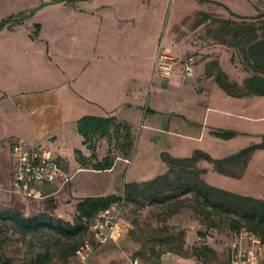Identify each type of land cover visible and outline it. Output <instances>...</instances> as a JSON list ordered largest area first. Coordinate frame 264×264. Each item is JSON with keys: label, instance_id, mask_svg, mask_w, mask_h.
I'll list each match as a JSON object with an SVG mask.
<instances>
[{"label": "crops", "instance_id": "0c3cea01", "mask_svg": "<svg viewBox=\"0 0 264 264\" xmlns=\"http://www.w3.org/2000/svg\"><path fill=\"white\" fill-rule=\"evenodd\" d=\"M23 1L26 0L11 2ZM129 4L121 0H36L0 17V21L11 19L0 31L3 203L15 205L28 216L47 212L75 222L77 204L83 198L117 195L118 191L111 192L110 174L115 175L114 184L119 186L121 170L131 169V162L141 166L148 163L150 168L166 171L169 164L164 154L184 158L203 151L215 159H225L263 142L242 147L238 139L250 130L248 123L256 126L264 120L259 111L249 113L246 102L264 95H229L214 74L201 78L198 64L190 84L185 83L188 78L180 66H175L169 77L157 71L160 47L166 44L161 34L163 27L155 28V34H134L139 21ZM139 4L146 6L148 14L153 13L152 6H162L160 0H139ZM163 5L166 15L167 2ZM112 10L113 18L107 16ZM32 11L38 22L26 29ZM73 18L85 24L82 34L69 24ZM115 22L120 27L116 30ZM22 29L28 34H18ZM217 95L221 98L218 105ZM228 102L242 104L230 109L226 107ZM85 117L90 118L81 124ZM227 129L240 134L226 139L214 133ZM138 130L141 139L136 150ZM16 139L53 150L57 161L72 176L71 181L62 187L42 185V197L16 191L11 174L12 145ZM229 143L237 144V149H225ZM263 150L256 149L250 160ZM230 164L228 172H221L208 160L200 161L198 166L208 170L206 181L211 175L220 180H236L229 171ZM248 168L245 176L258 178V166L251 162ZM191 226L187 246L201 238L195 225ZM123 228L121 235L94 253L89 264L140 263V257L122 246L129 231L124 218ZM195 261V257L175 252L161 256L164 264Z\"/></svg>", "mask_w": 264, "mask_h": 264}, {"label": "rangeland", "instance_id": "374dc122", "mask_svg": "<svg viewBox=\"0 0 264 264\" xmlns=\"http://www.w3.org/2000/svg\"><path fill=\"white\" fill-rule=\"evenodd\" d=\"M11 1L4 0V2H1L0 17L18 9L22 10L31 5V3L36 2V0H26L17 4ZM160 1L162 6L157 9L152 6L151 10H153V13L148 14L146 6L139 4V0H121L125 4L130 2L129 5L132 4L130 10L136 11L138 16L137 21L139 23L135 24L134 34H155V30L159 26L163 27L161 34H163L166 44L165 46L161 45L160 52L166 51L169 56V59L164 63L168 65L175 62L174 68L175 66L183 68L185 60L193 56L196 60V67L198 64V67L202 68L200 70L201 78L207 77L210 73L217 75L224 72L228 75L230 81L236 82L241 86L245 84L249 76L255 73L252 65L247 63L245 55L237 45L236 42L239 38H236L235 34L241 33V27H245V23L254 24L256 33L264 34V18H256L260 12L264 11V0ZM165 2H167L166 15L163 5ZM117 9L120 10L121 6ZM113 11L115 10L108 12L107 16L115 17V12ZM34 13L32 11L30 16L32 17ZM237 15L245 16V18L237 17ZM220 19L230 20V22L220 21ZM69 21L72 29L77 31V34L83 33L85 24L81 23L79 18L69 19ZM36 22H38L36 17L28 19L26 29ZM113 25L114 30L120 28L119 22H115ZM132 28L134 27L132 26ZM26 29H22L18 34H28ZM158 70L162 72L157 62ZM184 81L186 84L191 83L189 78ZM220 101L221 98L217 95L215 103L218 105ZM246 102L250 104H247L250 110L249 113H254V111L258 113L259 111L264 114V96L254 97V99L251 98ZM241 104L228 102L226 107L236 109ZM248 124L247 127L249 126L250 130H254H248L246 133L241 134L238 140L240 141L239 145H242V147L252 142H261L264 139V120L257 123L256 126ZM247 127L245 129H248ZM140 139L141 130H138L136 133V150L139 147ZM229 144L225 146V149L228 146L231 149H237L238 147L237 144ZM151 155L153 156L154 154L152 153ZM250 157L247 159L241 158L228 167L230 173L236 177V180L227 179L225 181L211 175L207 181L215 183L219 187L226 186L225 188L241 194L264 199V150L254 157V161H251ZM251 162L254 166H258L256 171L258 178L256 177V179L245 176L247 171V174H249L248 164L250 165ZM133 164L132 162L129 164L131 169L124 168V170H121L119 186L114 184L115 175L113 177L110 174L111 178H113L110 189L111 192L118 191L117 196L125 192V184L127 182L136 181L141 183L151 180L170 169V166L166 171L161 170L158 166V168H150L148 163L142 166L138 163ZM176 170V173L182 175L183 179L188 176L196 180V176L192 174L193 167L182 165L176 167ZM176 173H172V178L176 177ZM206 177L207 174L204 173L203 178ZM181 198H185L187 201L185 206L181 207L178 212L180 214H178L177 218H175L176 213L169 214L167 209L163 207L157 208L149 204L147 196L144 195L137 196V201L128 202L124 219L128 224L129 231L123 239L122 246L125 250L129 249L134 256L140 257L139 264H164L161 262V257L158 258L159 253L162 251L174 248L186 255L189 253L186 247L195 248L204 242L214 245L217 249L216 253L209 255L207 258L208 262L203 263L197 260L194 263L184 262L183 264H234L235 260H239L235 258L238 250L243 254L241 261L247 260L250 252L253 251L258 257L256 260L251 261V264H264V248L262 246L264 243L258 242L260 240L258 236L247 232V230L241 234H236L226 223H223L220 227L208 229L207 221L203 222L200 214L193 209L192 204H196L197 200L191 194H186ZM0 199L1 209L10 206L3 203L2 198ZM12 206L14 207L15 205ZM164 220L167 223H164ZM0 224L5 229V232L0 234V260L2 261L11 259L14 264H32L37 258L42 256L44 258L39 261V264H89L94 257L93 254L87 263H83L78 254L69 252L68 244L70 240L52 230L47 229L40 233L24 235L19 227L14 226L11 222L2 221ZM165 224L167 227L164 228ZM191 225H195V229L207 233L208 236H202L199 241L187 246L189 234L187 230L193 228ZM183 229L184 232L186 230V234L182 233ZM171 234H174V237H170L169 235ZM47 253L50 254V258H46Z\"/></svg>", "mask_w": 264, "mask_h": 264}, {"label": "trees", "instance_id": "16d2710c", "mask_svg": "<svg viewBox=\"0 0 264 264\" xmlns=\"http://www.w3.org/2000/svg\"><path fill=\"white\" fill-rule=\"evenodd\" d=\"M26 17V15L22 16L20 21L22 22ZM237 17L245 18L242 15H237ZM256 18H264V11L260 12ZM220 21L230 22V20L223 19H220ZM9 23H11V19L0 21V31ZM244 25L245 27H241V33L235 34L236 38H239L236 43L245 55L247 63L252 65L255 73L246 79L243 86L230 81L228 75L224 72L215 75V77L220 86L234 97L264 95V34H257L254 24L245 23ZM89 118H83L81 124ZM214 133L226 139L233 138L238 134L235 130H220L214 131ZM263 148L264 139L262 143L246 147L239 153L225 159H215L203 151H197L193 156L184 158L164 154V159L170 166L169 171L141 183H126L124 194L119 196H89L83 198L77 204L78 213L75 222L47 212L28 216L18 207L12 205L3 209L0 207V222H11L14 226L19 227L24 235L40 233L47 229L52 230L67 237L70 240L68 244L69 252L77 254V250L84 241L92 237L91 225L98 214L123 196H125L127 203L137 201L139 195L147 196L149 204L157 208L163 207L167 209L169 214H174L178 213L181 207L186 204L187 200L181 197L191 194L197 200L196 204H192L193 209L200 214L203 222L207 221L208 229L220 227L223 223H226L236 234H241L247 230V232L258 236L261 242L264 243V199L213 185L203 178V174L207 173L208 170L198 166L200 161L208 160L215 163L216 168L221 172H228L227 165L241 158L247 159L256 149ZM182 165L193 167L192 174L196 176V180L188 176L183 179L182 175L176 173V167ZM172 173H176V177L172 178ZM165 221L164 223H167ZM163 227H167L166 224ZM4 232V226L0 224V234ZM182 233L186 234V230L184 232L183 229ZM198 235L200 237L208 236L207 233L199 230ZM169 236L174 237V234ZM186 248L189 251L186 255L180 250L169 248L159 253L158 258L166 252H175L186 257H195L198 261L206 263L209 255L217 251L214 245L207 242L195 248ZM43 258L40 256L32 264H39V261ZM46 258H50L49 253H47ZM0 264L14 263L11 259H6L0 260Z\"/></svg>", "mask_w": 264, "mask_h": 264}, {"label": "built area", "instance_id": "2783aa9c", "mask_svg": "<svg viewBox=\"0 0 264 264\" xmlns=\"http://www.w3.org/2000/svg\"><path fill=\"white\" fill-rule=\"evenodd\" d=\"M169 59L166 51L158 55V64L162 73L169 77L174 69L173 64H166ZM196 60L193 56L187 58L183 64V72L186 78H193L196 74ZM12 183L16 191L34 197L44 196L42 185L52 183L62 187L71 181L72 176L57 161L53 150L40 145L32 144L24 139H16L12 145L11 162ZM125 196L113 202L103 209L91 225L92 237L87 238L77 250L83 263H87L90 257L104 244L117 238L124 231L123 218L127 211ZM261 243V240H258ZM264 248V245H262ZM243 254L238 252L234 264H251L258 256L253 251L248 259L241 261ZM241 261V263H240Z\"/></svg>", "mask_w": 264, "mask_h": 264}]
</instances>
